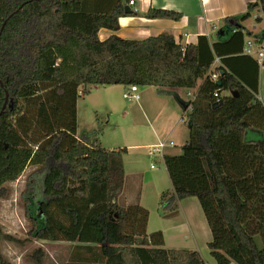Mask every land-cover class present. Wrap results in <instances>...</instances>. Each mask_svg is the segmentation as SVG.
<instances>
[{
  "label": "trees",
  "instance_id": "obj_1",
  "mask_svg": "<svg viewBox=\"0 0 264 264\" xmlns=\"http://www.w3.org/2000/svg\"><path fill=\"white\" fill-rule=\"evenodd\" d=\"M255 8L264 22V0L249 3L240 19ZM136 15L120 3L99 13L86 11L82 0H0V198L25 168H34L21 193L27 237L0 225V264H12L1 243L25 247L33 240L75 243L63 264H208L196 250L163 248L161 231L146 233L149 212L139 194L129 204L118 201L124 150L75 135V90L86 85L196 88L185 111L188 139L180 154L163 158L171 187L161 192L159 208L174 211L177 201L196 198L211 235L212 264H264V106L256 80L251 85L232 66L246 57L219 48L241 43L242 28L224 44L198 36L181 46L165 33L142 41L98 39L99 29L117 31L119 17ZM143 16L181 18L153 9ZM216 57L220 87L206 77ZM5 92L12 107L8 101L1 112ZM35 175L40 196L32 199ZM31 258L39 264L41 249Z\"/></svg>",
  "mask_w": 264,
  "mask_h": 264
},
{
  "label": "rangeland",
  "instance_id": "obj_2",
  "mask_svg": "<svg viewBox=\"0 0 264 264\" xmlns=\"http://www.w3.org/2000/svg\"><path fill=\"white\" fill-rule=\"evenodd\" d=\"M122 92V86L119 85L76 87V134L90 135L102 148L124 150L126 175L118 201L125 203L126 199L133 200L142 194L145 204L153 210L157 208L160 192L170 188V181L163 159L159 155H149L147 147L158 142H172L174 146L167 147L165 154H180L181 147L188 139L187 109L182 111L178 108L177 117L172 116L169 109L160 113L159 109L168 107L174 99L171 96H157L152 87H139L138 103L125 101ZM177 95L189 103L185 89L178 90ZM166 99L170 101L167 104L164 103ZM33 171L32 167L25 168L16 181L6 185L7 196L0 198V225L5 233L18 239H25L30 228L24 217L21 193ZM40 178V175L32 177L33 191L29 194L32 199L40 196ZM155 213L146 231L148 234L156 231ZM255 240L258 248H261L259 238ZM75 246V243L33 240L25 247H18L3 242L1 252L12 264H37L31 255L36 249H41L43 258L39 264H63L73 255ZM163 248L193 250L195 243L192 238H168Z\"/></svg>",
  "mask_w": 264,
  "mask_h": 264
},
{
  "label": "crops",
  "instance_id": "obj_3",
  "mask_svg": "<svg viewBox=\"0 0 264 264\" xmlns=\"http://www.w3.org/2000/svg\"><path fill=\"white\" fill-rule=\"evenodd\" d=\"M128 1L129 0H82L83 8L89 12L106 13L111 11L117 3H120L123 8L128 7L129 12L133 11L137 14L136 16L119 17V29L117 31H111L105 28L99 29L97 37L100 41H104L111 36H116L124 40L142 41L165 33L171 35L175 43L181 46L195 44L198 36H205L211 42L217 41L224 44L227 43V40H229L236 30L242 28L241 43L234 41L229 45L224 44L225 46H219V48L222 51L230 48L231 50L225 52V54L233 56L226 55L228 57H246L243 60H232V66L236 72L238 71V73L244 77L245 81H248L251 85L255 83L256 80L255 87L257 90V97L264 106V66L259 67L253 56H247L242 53V47L246 41H255L257 36L264 33L262 13L258 8H255L249 18L245 20L240 19V16L246 12L247 5L249 3H254L255 0H131L133 1V5H129ZM150 9L178 13L181 15V18L178 21L170 19H147L143 15ZM212 36H215V39L212 40ZM213 62L214 69L218 70V67L222 65L218 57H216ZM247 68L248 70H246ZM254 71L256 75L252 77V72ZM201 82L202 81H199L198 85L201 84ZM123 89L124 87L122 86V90ZM152 89L157 96H169L158 94L156 92L158 89L156 88L152 87ZM178 90L180 89H173L172 91L177 93ZM190 90L196 92V88ZM185 91L187 93V90ZM225 94L226 93H222V95ZM169 102L170 101L166 99L164 103L167 104ZM178 108H180L179 105L173 100L169 103L168 107L162 106L159 111L161 113L162 110L169 109L171 115L177 117ZM75 135L79 137L76 133ZM149 147H147V149ZM165 155L170 154H165L164 151L163 158ZM160 194L158 195V203ZM132 201L133 200L130 198L129 200L126 199L125 204H129ZM138 203L149 212L146 231L149 224H151L153 212H156L157 226L155 229L156 231H161L164 243L168 238L175 239L177 237H183L185 240L192 238L195 243V248L193 250H196L200 254L204 262L212 264V259L209 256L207 248L211 235L196 198L189 197L177 201L174 211L164 212L160 210L158 203L156 204L157 208L153 210L148 208L142 194L139 196Z\"/></svg>",
  "mask_w": 264,
  "mask_h": 264
},
{
  "label": "built area",
  "instance_id": "obj_4",
  "mask_svg": "<svg viewBox=\"0 0 264 264\" xmlns=\"http://www.w3.org/2000/svg\"><path fill=\"white\" fill-rule=\"evenodd\" d=\"M128 3L129 5H133V1L131 0H129ZM242 53L247 56H253L259 67L264 66V42L261 45L257 46L254 40H248L245 42V44L242 47ZM206 77H208V79L213 82H216L218 80L219 72L217 69H214V62L212 63L208 72L206 73ZM196 95H197L196 92L187 90L186 96L189 98V103L196 98ZM121 96L125 101L132 103H137L140 100L138 90L134 85H130L124 88ZM213 98H215L218 101L219 95L217 92L213 93ZM189 108H190V104L187 109ZM172 146H174L172 142H169L167 144L165 142H158L148 148V154L159 155L163 159V153L165 149L167 147H172ZM151 168H153L152 165Z\"/></svg>",
  "mask_w": 264,
  "mask_h": 264
},
{
  "label": "water",
  "instance_id": "obj_5",
  "mask_svg": "<svg viewBox=\"0 0 264 264\" xmlns=\"http://www.w3.org/2000/svg\"><path fill=\"white\" fill-rule=\"evenodd\" d=\"M124 10L126 13L129 12V8L128 7H124ZM236 26V24H235ZM264 36V35H262ZM211 39H215V36H212ZM222 71L219 72V75H222ZM216 86L220 87V80L218 79L216 82H215ZM1 86V84H0ZM158 94H164V95H169L171 97H173V99L176 101V103L179 105V107L185 111L188 107H189V104L187 102H184L182 101L181 99H179L177 93H175L174 91L172 90H168V89H158L156 91ZM9 101V107L11 108L12 107V100H8V95L7 93L5 92V99H4V103H3V107H2V110L1 112L4 110L5 106H6V103Z\"/></svg>",
  "mask_w": 264,
  "mask_h": 264
},
{
  "label": "bare ground",
  "instance_id": "obj_6",
  "mask_svg": "<svg viewBox=\"0 0 264 264\" xmlns=\"http://www.w3.org/2000/svg\"><path fill=\"white\" fill-rule=\"evenodd\" d=\"M129 2V1H128ZM129 4V3H128ZM137 90H138V87L136 86Z\"/></svg>",
  "mask_w": 264,
  "mask_h": 264
}]
</instances>
